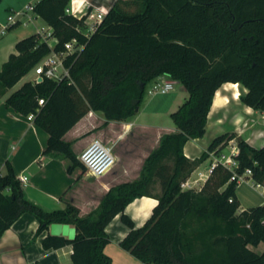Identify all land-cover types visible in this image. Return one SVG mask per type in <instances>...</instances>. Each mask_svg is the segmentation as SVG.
<instances>
[{"label":"trees","instance_id":"trees-1","mask_svg":"<svg viewBox=\"0 0 264 264\" xmlns=\"http://www.w3.org/2000/svg\"><path fill=\"white\" fill-rule=\"evenodd\" d=\"M70 2L39 0L34 11L52 28L55 46L36 31L16 42V52L0 69L4 96L53 49L62 50L74 38L83 44L66 59L69 76L25 82L5 99L26 116L34 113L35 124L49 133L45 152L69 158L70 172L85 166L64 136L90 111L103 112L104 124L129 119L140 110L147 84L163 75L181 82L189 95L170 114L177 131L162 137L140 177L113 186L88 216H80L72 202L49 211L27 199L8 165L0 173V237L28 212L39 221L37 234L54 223L75 228L72 238L49 233L42 240L45 248L71 244L73 264H112L104 250L111 241L105 228L120 214L129 228L122 248L146 264H264V251L251 248L264 242V203L240 209L229 168L216 164L199 190L182 187L200 161L210 152L223 154L232 139L239 147L237 171L251 169L252 179L264 184V146L254 147L236 132L217 135L200 158L184 153L189 139L204 136L223 83L244 85L242 102L264 111V0H115L89 35L87 14L68 13ZM152 179L159 181L158 203L136 228L125 207L136 197L153 195L148 191Z\"/></svg>","mask_w":264,"mask_h":264},{"label":"crops","instance_id":"crops-1","mask_svg":"<svg viewBox=\"0 0 264 264\" xmlns=\"http://www.w3.org/2000/svg\"><path fill=\"white\" fill-rule=\"evenodd\" d=\"M12 9L14 8L10 7L8 12ZM17 34L16 39L10 43L12 51L0 64L3 65L10 54L16 52V42L28 36L22 35L23 33ZM163 77L173 80L168 75H163ZM173 81L175 82V80ZM239 84V96H241L248 89L241 83ZM9 90L6 95L0 96V170L5 173L8 165H10L17 178L21 174L28 175V181L22 183L27 199L49 211L63 209L68 202H72L80 209V216L84 217L98 208L102 196L113 186L131 181L141 173L144 159L147 156L146 152L138 156L131 153H115L117 162L114 168L99 177L88 174L86 169L84 171L80 167H76L70 172L68 170L69 158L45 152L49 133L36 125L28 116L6 105L5 99L9 95ZM186 92L188 93L186 88L181 86V95L176 96L171 101L170 106L178 108L188 97L189 93L186 95ZM225 95L229 102H223L220 107L214 108L212 102L204 136L189 139L186 142L184 153L191 160L200 158L208 150L213 138L228 131L236 132L254 147L261 148L264 146V124L251 126L252 123H248L245 125L246 121L260 112H262L261 117L264 119V111H256L253 107L244 104L240 97L238 100L235 99L233 91H229ZM134 116L126 120L109 121L106 127L115 125L124 129L127 124L133 127L132 118ZM95 117L106 122L103 112L90 111L65 134V139L74 141L78 135L86 131L90 132L95 127L93 121ZM163 131L173 133L177 131V128L176 126L164 128ZM70 133L73 134L70 136ZM121 133L119 138L112 140L111 144L114 147L123 141L125 133L122 135ZM151 139V142L155 141L154 145L160 141V138ZM72 143L74 146L75 142ZM233 143L235 140L232 139L223 150V154L230 153L235 146ZM218 156L210 152L208 157L200 161L185 180L188 184L184 189H201L211 173L210 167L213 160ZM254 193H258V196H255ZM237 196L240 201V209L264 203L261 192L250 183L244 182L238 185ZM157 203L158 199L154 194L136 197L126 205L125 213L134 221L136 228L142 227L152 215L153 208ZM65 225L70 229L67 234L63 233V226ZM38 227L39 221L33 214L28 212L21 214L0 237V264H73V246L71 244L60 248H45L42 240L49 233L72 238L75 235L74 226L72 224L54 223L42 233L37 234ZM105 229L111 241L104 250L111 257L112 264H146L122 248L120 243L127 236L129 228L122 222L120 214L116 215L106 225Z\"/></svg>","mask_w":264,"mask_h":264},{"label":"rangeland","instance_id":"rangeland-1","mask_svg":"<svg viewBox=\"0 0 264 264\" xmlns=\"http://www.w3.org/2000/svg\"><path fill=\"white\" fill-rule=\"evenodd\" d=\"M39 0H0V29L1 25L7 22V16H8V10L10 7H13L15 10H23L26 8V6L29 3H32L33 5H36V3ZM115 0H78V3H75V12L78 15L84 14L88 8L90 7V10L88 14L94 10L100 5H106L110 6L112 2ZM71 4V3H70ZM69 4V7L71 6ZM134 9L133 7H131ZM28 16H31L33 19L32 21L29 20ZM82 16V15H81ZM22 22L12 25L11 28H9L5 33L0 32V63L6 59L7 54L12 51L10 48V43L14 39H16L17 33H23L22 35H29L31 33L36 32L38 29L41 30L42 28L47 29V24L44 22V20L38 16L34 10H29L28 13L25 16H22L21 18ZM85 23L88 25V21ZM2 67V64H0V69ZM35 79V70L32 69L26 76H24L13 88L9 90V94H11L16 89L20 88L25 82L33 81ZM163 80H169L167 77H163ZM155 83V79L150 81L146 86V92L143 99V102L141 104L140 110L132 118V121L134 122V126L127 130L122 127H116L115 125H112L111 127H106V124H104V121H101L98 119V117H95L93 119L95 127L91 129V131H86L76 137V139L72 142L74 143V152L77 154L79 158V154L81 151L95 138L101 139L104 143L111 144L112 140L114 138H119L120 133L121 135L124 134L123 141L119 143L117 146L114 147V152L125 154V153H131L135 155H140L141 153L146 152L147 156L144 159H147V157L154 151H157L160 147L161 139L162 137L167 134V131H163L165 128L175 127V123L173 119L171 118V112L177 108H172L170 106V103L172 100H174L177 97L181 95V86H184L181 82H174V87L167 93H155L151 94L150 89ZM186 95L188 93L186 92ZM178 107V106H177ZM262 112L256 114L251 119H249L247 122L252 123L251 126H257L259 124H264V119L261 117ZM122 130V131H121ZM239 130H241L239 128ZM73 133H70V136ZM92 138V139H91ZM151 138H160V141L157 142L154 145V142H151ZM235 140V145L238 146L237 139ZM230 143V142H229ZM73 145V143H72ZM76 150V151H75ZM172 159H167V162L172 163ZM143 162V165H144ZM142 165V168H143ZM141 168V171H142ZM141 174V173H140ZM135 177L133 180H137L140 176ZM158 183V185H156ZM152 194H159L160 193V186L159 181L157 179L153 180L149 184V190ZM255 196H258V193H254ZM104 196V195H103ZM102 196V197H103ZM257 205V204H256ZM256 205H252L249 207H253ZM247 207V208H249ZM56 226V225H55ZM253 250H255L257 253H262L264 251V242H260L258 245L251 246Z\"/></svg>","mask_w":264,"mask_h":264},{"label":"built area","instance_id":"built-area-1","mask_svg":"<svg viewBox=\"0 0 264 264\" xmlns=\"http://www.w3.org/2000/svg\"><path fill=\"white\" fill-rule=\"evenodd\" d=\"M71 6L67 7V12L76 15L77 17L81 18L83 15L87 14L86 22L88 21V29L87 34H91L95 31L98 25L102 22L104 16L109 10L110 6L100 5L96 8V10L89 12L87 10L84 14L78 15L75 12V5L70 4ZM34 6L32 3H29L25 9L23 10H15L12 9L8 12L7 22L1 25L0 32L5 33L12 25L21 23L22 16H25L29 10H34ZM29 20L32 21L33 19L31 16H28ZM40 33L41 40L45 41L49 44L51 48H53L57 42V39L52 36V28L47 27V29L42 28L41 30H37ZM83 48V44L79 43V41L74 38L65 43L64 48L62 50H52L51 53L43 57L40 62L35 66V79L33 80L34 83L39 82L47 78H53L56 80H61L66 76H69V69L66 66V59L67 57ZM174 87L173 80H163V76H159L155 78V83L150 89L151 94L155 93H167ZM44 98L39 99V104H44ZM29 119L34 118V113L28 115ZM248 122H245L247 125ZM239 152V147L235 145L230 153L228 154H221L220 156L216 157L210 169L218 164L221 163L227 168L232 171V176L230 177L229 181H235L237 185L241 183H250L252 186L257 188L263 198H264V184L255 182L252 179V170L246 169L242 173L237 171L239 167V160L235 157V155ZM214 152H212L213 154ZM79 160L85 166V169L88 174L99 177L102 176L109 171H111L116 162L117 157L114 152V146L104 143L101 139L95 138L93 139L79 154ZM1 173V170H0ZM21 183H25L28 181V175L21 174L18 178ZM188 184L187 181L182 183V187L184 188Z\"/></svg>","mask_w":264,"mask_h":264},{"label":"bare ground","instance_id":"bare-ground-1","mask_svg":"<svg viewBox=\"0 0 264 264\" xmlns=\"http://www.w3.org/2000/svg\"><path fill=\"white\" fill-rule=\"evenodd\" d=\"M71 4L78 3V0H71ZM79 4V3H78ZM216 94L214 96L213 100V106L214 108H218L221 106L223 102H229L228 97L225 95V93L229 91H233V96L235 99H239L240 94V84L235 82H226L223 85H221V88H218L216 90Z\"/></svg>","mask_w":264,"mask_h":264},{"label":"water","instance_id":"water-1","mask_svg":"<svg viewBox=\"0 0 264 264\" xmlns=\"http://www.w3.org/2000/svg\"><path fill=\"white\" fill-rule=\"evenodd\" d=\"M39 80H41V78ZM69 231L70 229L68 228V226H63V233L67 234Z\"/></svg>","mask_w":264,"mask_h":264}]
</instances>
